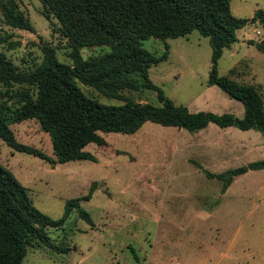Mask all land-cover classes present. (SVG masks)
<instances>
[{"label":"rangeland","instance_id":"374dc122","mask_svg":"<svg viewBox=\"0 0 264 264\" xmlns=\"http://www.w3.org/2000/svg\"><path fill=\"white\" fill-rule=\"evenodd\" d=\"M15 2L33 29L0 21V34L8 33L14 43L9 47L0 41V51L20 69L40 61L43 45L51 46L59 60L70 62L58 22L43 15L40 1ZM228 4L231 14L246 21L223 48L217 72L255 85L264 98V52L253 44L264 38V26L251 17L254 9H264V0ZM141 45L164 56L147 68V76L173 103L190 111L241 116V102L207 81V36L191 30L185 36H149ZM107 49L91 45L80 52L86 56ZM79 85L103 103L130 99L158 104L152 87L123 88L111 97ZM8 125L17 141L54 159L49 136L34 118ZM100 134L104 143L84 146L94 161H47L14 150L0 138V164L48 216L59 217L67 198L83 196L93 186L90 196L79 201L90 221L72 209L61 227L46 228L59 249L32 244L21 264H264V168L225 177L237 165L264 156L258 130L209 122L188 131L145 120L132 133Z\"/></svg>","mask_w":264,"mask_h":264},{"label":"trees","instance_id":"16d2710c","mask_svg":"<svg viewBox=\"0 0 264 264\" xmlns=\"http://www.w3.org/2000/svg\"><path fill=\"white\" fill-rule=\"evenodd\" d=\"M41 12L54 17L57 30L65 39L70 62L56 57L49 45L42 46L40 61L28 68H18L0 51V138L14 150L47 161L64 162L95 156L84 149L88 142L104 143L100 132L132 133L145 121L196 131L211 122L217 126L253 128L264 144V98L253 84L237 82L218 74L216 63L223 48L235 40V30L245 17L231 14L228 0H39ZM0 21L8 27L32 30L29 19L15 0H0ZM252 19L264 26V9L253 10ZM191 30L208 37L210 65L207 81L239 100L241 116L231 112L190 111L175 104L147 76V68L164 58L141 45L149 36H185ZM0 41L14 44L8 33ZM264 52V38L253 43ZM104 46L105 51L81 55L84 46ZM104 95L116 97L123 88H156L158 104L124 100L118 104L98 101L85 94L79 83ZM15 84H26L25 87ZM34 118L47 132L54 159L38 148L14 138L10 122ZM264 168V156L237 165L231 172ZM93 186L83 196L67 198L62 214L52 218L37 209L25 187L0 164V264H21L27 247L36 244L59 249L46 232L47 227H61L68 213L76 208L90 221L79 201L90 196Z\"/></svg>","mask_w":264,"mask_h":264},{"label":"water","instance_id":"95a60500","mask_svg":"<svg viewBox=\"0 0 264 264\" xmlns=\"http://www.w3.org/2000/svg\"><path fill=\"white\" fill-rule=\"evenodd\" d=\"M42 128V127H41ZM43 129V128H42ZM118 133H121V132H118ZM231 174V171L227 174H225V177H228V175Z\"/></svg>","mask_w":264,"mask_h":264},{"label":"built area","instance_id":"2783aa9c","mask_svg":"<svg viewBox=\"0 0 264 264\" xmlns=\"http://www.w3.org/2000/svg\"><path fill=\"white\" fill-rule=\"evenodd\" d=\"M256 33H258V30H255Z\"/></svg>","mask_w":264,"mask_h":264}]
</instances>
